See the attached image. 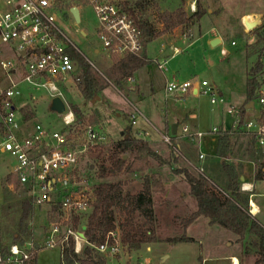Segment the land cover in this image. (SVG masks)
I'll list each match as a JSON object with an SVG mask.
<instances>
[{
	"label": "rangeland",
	"instance_id": "1",
	"mask_svg": "<svg viewBox=\"0 0 264 264\" xmlns=\"http://www.w3.org/2000/svg\"><path fill=\"white\" fill-rule=\"evenodd\" d=\"M200 1L207 7V0ZM154 2L159 6L163 0ZM217 3L223 7L226 21L219 23V31L222 34L218 32V24L204 18L200 25L192 30L181 28L173 34L154 38L152 41L162 37L161 40L151 41L148 47V57L153 59V62L138 70L132 78L120 83L114 78L113 65L122 59L109 56L103 50L98 38L99 22L93 7L80 6L79 24L71 16H59L60 28L79 52L81 63L92 68L100 91L99 101L94 104L86 103L77 86L68 84L66 99L69 104L81 110L86 120L83 127H77L71 134L72 138L77 140L78 144L83 143L85 140L83 132L90 127L104 136V145L109 146L121 140L124 133H128L133 138L151 142L152 147L169 162L160 167L157 162L151 160L150 170L145 173L136 176L122 175L109 180L126 182L127 189L135 192L142 189L146 177H153L161 182L163 189L157 186L153 188L156 235L162 242L144 245L138 252L133 253H128L122 248L116 257H106L108 264H232V258L237 259L239 264H255L258 259L250 238L241 240L221 226H210L207 218L201 217L192 223L187 233L183 226V220L197 210V204L191 195L190 186L184 177L175 171L183 169L194 176H199L201 173L198 168L202 164L197 153V142L192 143L189 137H185L183 128L187 127L190 131L195 129L206 134L203 139L204 148L200 149L212 152L216 141V134L212 133V129L214 127L226 129L230 124L228 110L231 107L242 108L247 103V71L259 57L264 61V51H261V45L257 42L256 29L244 27V33L238 23L239 17L251 9L249 0H218ZM258 4L260 9L264 10V0ZM191 5L185 10L188 15L192 14ZM180 6L181 0H166L165 3L166 9L170 11ZM159 9L152 4L140 17L154 28L160 29ZM215 37H221L222 43L214 47L212 41ZM232 42L236 43V47H232ZM163 46L165 49L161 54ZM174 48L179 49L181 53L174 55ZM221 49H225L228 55L222 56ZM2 63H11L13 68H16L18 53L14 45L0 40V90L8 88L11 82L19 83L22 96L15 102L19 118L28 116L32 125L37 122L56 131L64 129L59 115L50 111L51 100L48 94L42 89H34L20 82V74L13 75L11 69L4 70ZM159 65H163V68L160 69ZM167 82L198 84L206 82L208 84L206 88L213 90V97L218 103L212 105L211 95L204 94L197 97L189 95L181 102L166 98ZM221 99L223 103L219 102ZM255 104L256 113L259 107L256 102ZM94 115L96 122L90 123L88 120ZM190 116H194L195 119H190ZM133 121H136V125L132 124ZM174 126H177V137H181V141L185 143L189 142L191 148L187 151L177 147L180 142L174 140L175 136L172 133ZM140 132H147L148 137L139 134ZM162 135L169 136L172 145L166 144L162 140ZM251 141L248 136L240 135L232 153L223 159H213L212 165L208 167L210 172L206 169L205 174L218 186H222L225 181L221 170L222 164L226 162L238 165L234 163V159H240L243 163L241 165L247 169L246 181L256 185L254 191L256 196L252 197V201L254 200L253 203L260 208L258 221L264 227V180L256 181L252 178V166L248 161L256 163L255 172H258L260 162L257 161L258 155L254 157V152L257 151L254 142L251 145ZM185 157L191 163H188ZM15 163L16 161L8 154H0L1 255L2 251H8L14 241L23 204L19 199L24 193L15 183L6 181ZM242 172L244 173V170ZM79 175L87 181L90 191L99 183L98 162L89 152L83 155ZM170 176L173 177V181L169 180ZM8 184H15L14 192L8 190ZM181 194H185V198H182ZM48 210L49 207L46 205L34 207L28 222V233L21 236L18 241L29 239L43 241V230L47 221L53 218L47 216ZM184 235L194 238L195 242L175 245L163 242L165 239ZM61 261L59 248L37 251L36 264H61Z\"/></svg>",
	"mask_w": 264,
	"mask_h": 264
},
{
	"label": "built area",
	"instance_id": "2",
	"mask_svg": "<svg viewBox=\"0 0 264 264\" xmlns=\"http://www.w3.org/2000/svg\"><path fill=\"white\" fill-rule=\"evenodd\" d=\"M64 1L0 0V40L14 45L18 53L16 68L11 63H2V68L11 69L13 75L19 73L20 82L44 90L51 102L60 98L65 104V112L59 115L64 129L56 131L37 122L30 128L17 113L15 102L22 96L19 83L11 82L8 88L0 90V154H8L16 161L10 175L15 177L20 191L24 193L19 201L29 203L33 208L46 205L49 207L47 216L53 217L43 230L42 242L34 239L13 242L5 257L0 254V264H36L37 251L40 249L59 248L62 260L64 249L71 242L77 255H81L88 244L84 235L85 227L77 228L73 224L74 218L90 211L93 203V193L87 181L79 175V170L83 155L93 146L104 145L105 137L91 128L85 132L83 143L78 144L71 136L76 116L66 99V90L70 83L76 86L74 78L79 67L75 70L78 63L71 51L79 52L60 28L59 16L74 18L71 8L80 10L81 5H90L99 22L98 38L109 56L123 59L140 56L144 50L142 31L136 19L123 8L121 0ZM190 8L192 13L196 11L195 2ZM248 21L250 24L251 20ZM247 23H243L246 29ZM251 23H257L255 29L264 28V14ZM231 45L235 47L236 43L232 42ZM179 53L181 51L174 48V55ZM220 53L222 56L228 55L225 49H221ZM257 81V112L254 109L256 104L252 102L254 107L247 109L249 103L244 115L242 108L231 107L227 113L232 120V129L254 142L258 152L257 161L264 169V72ZM207 86L206 82H167L165 95L176 102L184 101L189 95H211L210 102L216 105L218 101L213 97L214 92ZM219 102L223 103V100ZM132 124L135 125V121ZM212 133L218 135L219 129L213 128ZM183 135L199 141L204 136L201 132L192 133L187 127L183 128ZM162 140L172 145L169 136L162 135ZM206 158L207 155L200 152L199 161L202 164L198 171L201 174H205L203 163ZM252 164L256 166V163ZM8 190L14 192L15 184H8ZM240 191L250 194L249 212L255 217L260 210L252 201L255 196L254 185L244 180ZM122 248L120 233L116 231L110 233L107 241L96 247V250L104 257H116ZM231 260L232 264H239L235 262L237 259Z\"/></svg>",
	"mask_w": 264,
	"mask_h": 264
},
{
	"label": "trees",
	"instance_id": "3",
	"mask_svg": "<svg viewBox=\"0 0 264 264\" xmlns=\"http://www.w3.org/2000/svg\"><path fill=\"white\" fill-rule=\"evenodd\" d=\"M121 3L123 8L136 19L142 31L144 50L140 56H127L114 63L113 72L117 83L132 78L138 70L151 64V61L146 57L145 50L152 39L172 33L177 28H186L195 21H199L204 15L199 6L190 16L183 8L175 12H159L158 19L159 23L163 25V29L157 31L152 24L143 21L140 17L154 4V0H121ZM255 33L263 52L264 28H257ZM71 55L79 64V70L75 77L76 86L84 101L92 102L100 94L92 68L81 63L76 52L71 51ZM263 72L264 61L259 57L258 61L247 71V103L242 107L243 115L246 112V106L256 99V91L259 87L257 78ZM69 105L76 116L73 133L77 127H83L86 120L77 106ZM88 121L95 123L96 116H92ZM89 128L85 129L83 133ZM240 135L243 134L219 131L216 156L224 158L230 155ZM251 145H253V141H251ZM88 152L98 162L99 183L92 188L93 203L90 211L81 217L74 218L73 222L74 227L86 228L84 235L88 244L84 247L83 253L77 255L71 242L64 249L61 264H108L107 258L99 254L96 247L105 243L108 235L116 231L120 233L121 245L128 253L138 252L144 245L162 242L156 235L153 202V188L156 186L162 188L161 182L153 177H146L142 189L134 192L127 189L126 182L109 180L122 175L136 176L145 173L150 170L151 160L157 162L160 167L169 162L153 150L148 141L133 138L128 133H124L121 140L113 142L109 146L96 145L91 147ZM257 153L254 152V157L258 155ZM241 168V165L224 162L221 166L225 177L222 186H218L206 174L194 176L187 170H176L175 172L182 175L190 186L191 195L197 204L196 212L183 220V226L186 230L198 218L204 217L209 220L211 226H221L237 235L241 240L248 237L258 256L255 264H264V227L249 212L250 194L240 191ZM255 179L256 181L264 180L263 167L258 169ZM8 181L18 186L14 176H9ZM33 209L29 203L22 204L17 233L14 235L13 242H19L21 236L28 233V222ZM109 242L112 243V240L109 239ZM163 242L175 245L192 243L195 240L184 235L179 238L165 239ZM6 254L5 250L2 251L3 257Z\"/></svg>",
	"mask_w": 264,
	"mask_h": 264
},
{
	"label": "crops",
	"instance_id": "4",
	"mask_svg": "<svg viewBox=\"0 0 264 264\" xmlns=\"http://www.w3.org/2000/svg\"><path fill=\"white\" fill-rule=\"evenodd\" d=\"M154 1H156V0H154ZM217 1L218 0H207V7L205 6H203V4H202V2L200 1V0H192V1H188V2H185L184 0H181V6L180 7H178L176 10H174V11H170V10H168V9H166V7H165V3H166V0H163V2H161V4H159V6H158V4L157 3H155L154 2V4L158 7V8H160L159 9V12H175V11H177L178 9H180V8H183V10L185 11V10H187L188 9V7H189V5H191L192 3H194L195 2V4H196V8L199 6L200 7V9L204 12V15L201 17V19L199 20V21H195L194 23H192V24H190L188 27H186V29H190V30H192L195 26H197V25H200V22L204 19V18H209V20H211V21H214L215 23H216V25L218 26V32H219V34H222V32L221 31H219V29H220V27H219V23H225L226 21H225V18H224V12H223V7L221 6V5H219L218 3H217ZM259 1H261V0H249V2H250V5H251V9L249 10V11H245L240 17H239V19H238V23H239V26H241V28L243 29V32L245 31L244 30V26H243V23L244 22H249L248 20H249V18H250V23L251 22H253L254 20H259L260 19V17L264 14V10H262V9H260V7H259V4H258V2ZM153 4V5H154ZM79 12H80V10H79ZM186 12V11H185ZM188 15V14H187ZM191 15V14H190ZM190 15H188V16H190ZM247 18H248V20H247ZM158 25L161 27L160 29H158V28H155L157 31H161L162 29H163V25L162 24H160V23H158ZM182 28V27H181ZM181 28H177V29H175L172 33H168V34H173L174 32H176V31H178L179 29H181ZM245 33V32H244ZM162 38V37H161ZM161 38H159V39H156V40H154V41H152V42H155V41H158V40H161ZM215 40H219L220 41V43L218 44V45H220L221 43H222V38L221 37H215L214 38ZM151 41H150V43L146 46V50H145V54H146V57L149 59V61H151V62H153V59H150L149 57H148V47H149V45L151 44ZM213 42V41H212ZM236 47V46H235ZM165 49V47L163 46V49H161V51H160V53L162 54V52H163V50ZM160 66H162V68H163V65H159V68H160ZM162 68H160V69H162ZM138 86V85H137ZM139 87V86H138ZM22 110V109H21ZM23 118V120L25 121V122H27V124L30 126V128H32V123H30V120H29V117L28 116H23L22 117ZM190 119H195V117L194 116H190ZM229 120H230V124L227 126V128L226 129H223V127H217L218 129H219V131H227V132H235L234 131V129H232L233 128V125H232V120H231V118L229 117ZM135 125H136V121H135ZM215 128V127H214ZM192 131V133H196V131L197 130H195V129H191ZM177 127H176V133L175 134H173L174 136H175V138H174V140H176V141H178V142H180V144L177 146L178 148H182V150L183 151H187V149H189V148H191L190 147V145L188 144L189 142H187V143H185L184 141H181V137H177ZM198 132V131H197ZM172 133H173V130H172ZM139 134H141V135H145V136H147L148 137V133L147 132H140ZM209 136H210V134H208ZM205 136H206V134H204V136L202 137V139L199 141V140H197V139H194V140H191L192 141V143H196L197 142V145H198V147H197V153H198V156H199V154H200V152L201 153H203V154H206L207 155V158H206V160H205V162H204V167H205V170L207 169L208 170V172H210L209 171V169H208V167L210 166V165H212L211 163H212V161H213V159H216V158H218L217 156H216V148H217V140H218V135H216V141H215V149H213V151L212 152H210V151H208V152H205V151H202V149H200V148H204V142H203V139L205 138ZM183 137V136H182ZM239 139V138H238ZM144 140H146V139H144ZM147 141V140H146ZM203 142V143H202ZM151 142H149V144H150ZM211 143V142H210ZM201 145H202V147H201ZM150 146H151V148L153 149V150H155L153 147H152V145L150 144ZM156 151V150H155ZM157 152V151H156ZM158 153V152H157ZM159 154V153H158ZM162 156V155H161ZM162 157H165V156H162ZM190 157V156H189ZM221 159H223V158H221ZM185 160L188 162V163H191L190 162V160L187 158V157H185ZM250 164H251V166H252V178H254L255 179V177H256V174H257V172H255V167L253 166V161H248ZM201 163V162H200ZM234 163H237L238 165H241V164H243L242 163V161L240 160V159H234ZM241 169H242V171L244 170V173L242 172V176H241V178H240V181H241V179L243 178L245 181H246V167L244 166V165H241ZM9 176H12V175H10V173L8 174V176H7V178H6V181L8 182V177ZM169 180L170 181H173V177L172 176H170L169 177ZM256 180V179H255ZM249 183H251V184H253L254 185V187H255V190H256V185H255V183H253V182H249ZM182 198H185V194H181L180 195ZM256 196V195H255ZM254 198V197H253ZM172 199V198H171ZM172 200H174V199H172ZM254 201V200H253ZM255 202V201H254ZM174 205V204H173ZM255 205L259 208V206L255 203ZM259 210H260V208H259ZM194 212H196V211H194ZM193 212V213H194ZM261 214V211L256 215V218H257V220H258V216ZM201 218V217H200ZM200 218H198L196 221H198ZM195 221V222H196ZM194 222V223H195ZM193 223V224H194ZM209 223V222H208ZM193 224H191L187 229H186V233H187V230L193 225ZM210 225V224H209ZM211 226V225H210ZM189 237V236H188Z\"/></svg>",
	"mask_w": 264,
	"mask_h": 264
},
{
	"label": "water",
	"instance_id": "5",
	"mask_svg": "<svg viewBox=\"0 0 264 264\" xmlns=\"http://www.w3.org/2000/svg\"><path fill=\"white\" fill-rule=\"evenodd\" d=\"M71 14L73 15L75 21L79 24L80 23V13H79V10L78 8L76 7H73L71 8L70 10ZM247 27L250 29V30H253L257 27V24L255 23H247ZM220 43L219 40H214L212 42V46H217L218 44ZM24 55V53L22 54ZM79 67L78 64L75 65V70H77ZM100 98L97 97L96 100H93L92 101V104H94L96 101H99ZM254 107V104L253 103H250L248 106H247V109H252ZM50 111L57 114V115H62L64 112H65V104L64 102L60 99V98H55L52 102H51V105H50ZM176 127L177 126H174L173 127V134L176 133ZM244 179L242 178L241 179V182H243ZM86 228H84L85 230Z\"/></svg>",
	"mask_w": 264,
	"mask_h": 264
},
{
	"label": "bare ground",
	"instance_id": "6",
	"mask_svg": "<svg viewBox=\"0 0 264 264\" xmlns=\"http://www.w3.org/2000/svg\"><path fill=\"white\" fill-rule=\"evenodd\" d=\"M250 19V18H249ZM247 20H248V18H247ZM255 205V204H254ZM255 208H256V206H255ZM235 262H238V261H235Z\"/></svg>",
	"mask_w": 264,
	"mask_h": 264
}]
</instances>
